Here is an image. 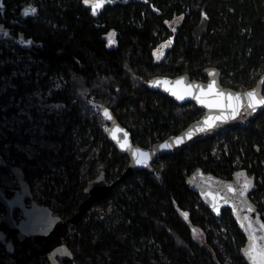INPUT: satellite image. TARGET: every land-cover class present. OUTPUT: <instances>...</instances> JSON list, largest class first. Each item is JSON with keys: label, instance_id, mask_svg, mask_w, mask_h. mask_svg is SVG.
<instances>
[{"label": "trees", "instance_id": "trees-1", "mask_svg": "<svg viewBox=\"0 0 264 264\" xmlns=\"http://www.w3.org/2000/svg\"><path fill=\"white\" fill-rule=\"evenodd\" d=\"M22 1H0V24L24 38L14 47L34 62H23L29 66L26 76L9 77L15 88L0 95V103L13 95L33 110L56 105L58 114L50 115L45 127L57 150L42 149L28 159L10 146L13 157L7 162L5 141L0 140V186L17 184L9 165L17 167L29 185L48 175L52 166L63 165L67 181L55 179L63 187L55 195L53 210L67 218L86 197V184L101 171L108 182L116 181L94 203L97 209L84 212L67 237L74 262L61 264H251L239 226L228 213L212 215L189 186L188 176L201 168L226 178L241 164L264 183V110L245 125L161 156L151 171L120 178L128 156L106 139L107 124L95 109L100 104L109 107L135 144L150 147L178 133L203 111L193 102L180 104L147 88L144 81L183 73L204 80L203 69L215 66L222 85L253 86L264 71V0H104L95 14L96 2L37 0V15L10 22L15 15L11 9L19 10ZM176 16L179 23L169 27ZM111 33L115 42L110 44ZM5 51L15 60V54ZM18 65L0 62V78ZM51 74L66 79L63 88L53 90L47 100L27 99L33 89L50 86ZM16 110L9 108L8 113ZM218 137L223 140L215 152ZM9 139L15 141L17 135L9 134ZM0 256L8 257L1 245ZM37 264L49 262L40 257Z\"/></svg>", "mask_w": 264, "mask_h": 264}, {"label": "water", "instance_id": "water-1", "mask_svg": "<svg viewBox=\"0 0 264 264\" xmlns=\"http://www.w3.org/2000/svg\"><path fill=\"white\" fill-rule=\"evenodd\" d=\"M28 8H34L35 13L24 15ZM37 13L38 6L33 4L25 5L20 9V16L23 19L33 17ZM202 73L204 80L191 79L183 73L174 77L154 76L144 81L147 88L158 91L180 104L193 102L203 111L199 118L191 121L178 133L168 135L154 142L150 147L135 144L130 131L118 121L114 112L105 105L101 106L100 114L107 124L106 139L120 154L128 156L127 166L120 178L139 170L151 171L153 162L161 156L180 151L198 140L207 139L219 132L244 125L264 108L261 106L253 111L247 106L251 102L247 93L255 92L258 97H264V71L256 83L246 89L222 85L221 71L215 66L204 68ZM234 108L239 113L235 118L232 116ZM105 110L109 114L107 117L104 114ZM200 129L204 130L200 131ZM178 139L182 142L176 143ZM121 143L124 144L123 148L120 146ZM137 160L142 162L137 163ZM8 167L16 178L17 187L0 186V206L3 208V213L0 215V244L13 260H5L0 256V264H37L38 258L42 255L47 257L50 264H61L60 259L74 262L73 253L65 242L67 237L73 232L83 213L98 199L106 196L116 181L108 182L105 173L101 171L84 187L83 193L86 197L78 204L75 214L62 218L54 215L48 205L36 202L30 192L29 183L22 177L18 168L10 165ZM195 171L201 173L200 169ZM195 171L189 176L190 179H193L192 175L196 173ZM192 190L202 200L207 194L210 202L204 204L214 216H220V213L212 208L215 200L212 189H202L195 185ZM15 209L21 212L20 219L14 216ZM4 226L8 231L3 230ZM13 237L20 243V248L14 245ZM28 239H31V248L27 247Z\"/></svg>", "mask_w": 264, "mask_h": 264}, {"label": "built area", "instance_id": "built-area-1", "mask_svg": "<svg viewBox=\"0 0 264 264\" xmlns=\"http://www.w3.org/2000/svg\"><path fill=\"white\" fill-rule=\"evenodd\" d=\"M36 2L37 0H25L20 2L19 10L15 9V7L11 9L13 10L15 15H13L14 17L11 16L9 21L15 22L18 17L21 18L20 9L28 4L36 5ZM5 33H7V35H5ZM15 37L16 36L12 29H9L7 26L0 24V55L4 53V58L0 57V62L5 63L16 61L19 64L18 68L12 69L9 75L2 74L0 80H2L4 84L0 85V95H6L8 89L15 88V85L12 83L11 78L9 77L26 76L28 74L24 69L29 66L25 65L26 63H23L24 61L31 63L34 62V58L30 56V54L24 53L22 50L14 47V45L19 43ZM5 49L9 50L12 54H15V60L12 59L13 57L9 56V54L6 53ZM49 79V87H38L33 89L30 93H27V95L29 96V98L27 99L33 98L37 100H47L52 96L53 90L62 89L64 84L66 83V79L61 75L51 74L49 75ZM23 101L24 99L20 97H18L17 101H15L14 96L11 95L6 103H0V112H2L0 117V140L5 141V143L3 144V148L6 156L5 160L7 162L9 160L11 161V158L13 157L10 146H12L15 151L24 154L28 159H32L36 155L41 154L42 149L57 150L56 144L48 139L45 127L46 123L49 122L48 117H50V115L54 116L58 114V112H56V105L52 104L50 106H37L35 107L34 111L33 109H31V107H25L22 103ZM101 106L102 104L96 107V113H100ZM9 108H17V110L9 114ZM12 133H15L17 135V139L15 141L10 139L7 140L9 138V134ZM24 136H26V139L21 141L22 137ZM84 148V146H81L80 150H83ZM214 149V151L216 152L217 147H215ZM77 158H80V156H77ZM37 178H44V182H42V185L40 186L46 187V183L49 182L50 187L48 189L52 191L50 192L51 194L49 199H51L55 197L57 192H61L63 187L62 184L58 185L55 179L62 180V182L65 184L67 181V174L63 165L59 167L52 166L51 171L48 175ZM35 185H30V192L34 197V200L40 203L36 196L42 195V191L38 189V186L35 187ZM49 207L53 210L52 206L49 205ZM53 214L58 215L54 210ZM225 262L230 263L231 259L229 257H226Z\"/></svg>", "mask_w": 264, "mask_h": 264}, {"label": "flooded vegetation", "instance_id": "flooded-vegetation-1", "mask_svg": "<svg viewBox=\"0 0 264 264\" xmlns=\"http://www.w3.org/2000/svg\"><path fill=\"white\" fill-rule=\"evenodd\" d=\"M103 1L104 0H99L100 3ZM95 2H97V0H88V3H84L88 5L90 3ZM37 3L38 2H36V5ZM21 19L23 18L21 17ZM13 32L18 42L23 44L22 42L24 38H22V36L17 35L15 30H13ZM262 110H264V108ZM255 150L257 154H260L259 148L255 147ZM261 164L264 173V160H261ZM197 169H200L201 173H197L195 171L196 173L192 175L193 179H190L189 176L194 171L191 172V174L188 176L189 186L192 188L193 186L197 185L200 186L202 189H212L214 191L213 193L215 194V200L213 201V210L219 212L220 216L225 213H228L231 218H233V220L236 222V224L239 226L240 230L246 237L245 253L247 255V250L249 246L253 243V236L255 237L259 233V231H264V227H262L264 226V195L259 196L260 194H262V190L264 189V183L262 180L263 178L261 176H256V174L249 172L247 169L241 167V164L237 166L236 171L233 172L230 177L226 178H222L211 172L203 171L201 168H196V170ZM246 183L250 186L245 191ZM12 187H17V184ZM197 196L203 204H208L210 202L207 194L203 199L204 201L200 199L198 194ZM204 205L207 207L206 204ZM14 216L16 217V219H20L22 215L18 209H15ZM3 230L5 232L8 231L6 226L3 227ZM259 239H261V237L256 238L255 241H259ZM13 241L16 248H20L21 245L15 237H13ZM26 243L27 247L31 248V239H28ZM1 246L2 248L4 247L3 245ZM3 250L8 255L5 260H13L12 257L5 251V248H3ZM40 257H45L48 261L45 255H42ZM63 260L65 259H60V262Z\"/></svg>", "mask_w": 264, "mask_h": 264}, {"label": "snow or ice", "instance_id": "snow-or-ice-1", "mask_svg": "<svg viewBox=\"0 0 264 264\" xmlns=\"http://www.w3.org/2000/svg\"><path fill=\"white\" fill-rule=\"evenodd\" d=\"M85 3H88V0H85ZM101 5L99 3V0L95 4H93V14H95V11L97 8H99ZM34 8H28L25 12L24 15H29L35 13ZM7 35V33H5ZM114 33L109 34V43H114ZM24 43H31L30 41H25ZM247 96L250 98V103L247 105L249 108H251L253 111H255L258 107L264 106V97H258L255 92H249L247 93ZM105 116H109L107 110L104 111ZM238 111L234 108L232 112L233 118H235L238 115ZM227 117H225L226 119ZM217 119H220L217 117ZM212 125L210 124L209 127ZM204 129H200V131H203ZM181 140H177L176 143H181ZM122 148L124 147V144L121 143L120 145ZM164 147V146H162ZM143 156H147V154H142ZM137 163H141V160H137ZM250 185L246 183L245 185V191ZM243 194V193H242ZM247 219V218H246ZM264 227V226H262ZM247 256L251 260L252 264H264V249L258 248V246L255 243V237L253 236V243L249 246L247 250Z\"/></svg>", "mask_w": 264, "mask_h": 264}, {"label": "rangeland", "instance_id": "rangeland-1", "mask_svg": "<svg viewBox=\"0 0 264 264\" xmlns=\"http://www.w3.org/2000/svg\"><path fill=\"white\" fill-rule=\"evenodd\" d=\"M179 21H180V17L176 16L172 21L168 22V25H169V27L173 28L179 23ZM222 140H223L222 137H218L214 142L212 150H215L214 147L216 146V144ZM84 147H86V146H84ZM42 182H44V178L33 179L32 183H31V186L36 184L35 187L38 186V189L42 191V195H39L36 197L38 198L39 201L46 200L48 202V206L50 205V206H52V208H54L56 206V199H55V197L49 199V197H50L49 192H52V191L47 189L45 186H40V185H42ZM93 209L94 210L97 209L94 204L87 211H92ZM99 210H100V208L98 209V211ZM100 212H102V210H100ZM258 237H261V239H259V241L256 240L255 243L258 246V248L264 249V231H259V233L255 236V239ZM8 260H10V259H8ZM10 261H12V260H10ZM249 261L252 264L250 259H249Z\"/></svg>", "mask_w": 264, "mask_h": 264}, {"label": "bare ground", "instance_id": "bare-ground-1", "mask_svg": "<svg viewBox=\"0 0 264 264\" xmlns=\"http://www.w3.org/2000/svg\"><path fill=\"white\" fill-rule=\"evenodd\" d=\"M4 248V247H3Z\"/></svg>", "mask_w": 264, "mask_h": 264}]
</instances>
